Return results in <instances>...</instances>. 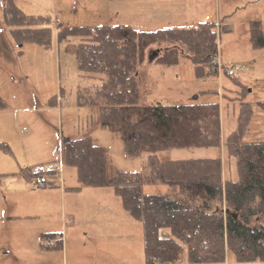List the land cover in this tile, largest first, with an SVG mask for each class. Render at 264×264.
I'll return each instance as SVG.
<instances>
[{
	"label": "trees",
	"instance_id": "trees-1",
	"mask_svg": "<svg viewBox=\"0 0 264 264\" xmlns=\"http://www.w3.org/2000/svg\"><path fill=\"white\" fill-rule=\"evenodd\" d=\"M3 1L4 19L17 43L52 45L48 15L28 13L15 0ZM218 28L216 20H200L155 29L102 23L60 25L57 30L58 41L75 50L80 73L95 79L77 87L76 103L98 107L100 125L120 131L126 155L150 152L142 170H124L111 167L106 148L91 135L69 138L64 150V160L76 167L80 182L71 189L109 184L124 208L142 222L145 264L179 260L227 264L228 251L235 258L228 264L264 261V140L243 141L254 112L252 104L241 101L238 124L226 138L219 101L140 104L138 66L148 54L162 64L179 63L184 55L193 61L198 76L210 74L206 69L215 64ZM249 31L254 46H263L260 21L250 20ZM56 102V95L48 99V105ZM259 105L264 108V101ZM6 106L0 94V109ZM137 111L140 117L129 119ZM222 144L225 160L221 156L161 160L156 154L171 147ZM0 150L13 152L6 141H0ZM232 157L235 176L229 171ZM37 165L14 173H36ZM3 175L0 172V183ZM156 182L177 185L179 195L143 191V184Z\"/></svg>",
	"mask_w": 264,
	"mask_h": 264
},
{
	"label": "rangeland",
	"instance_id": "rangeland-1",
	"mask_svg": "<svg viewBox=\"0 0 264 264\" xmlns=\"http://www.w3.org/2000/svg\"><path fill=\"white\" fill-rule=\"evenodd\" d=\"M15 1L28 13L50 17L53 43L50 47L32 42L17 43L8 31L3 16L4 1L0 0V94L7 101V106L0 113V141L8 142L13 151L7 153L0 150V171L5 173L3 182L9 181L11 188L17 186L16 182L11 181L12 172L34 163H39L38 167L42 169L54 165L51 166L53 169L62 164L63 170L58 169V173L65 177L58 184H78L76 167L64 160L67 138L91 135L96 143L106 148L111 167L124 170H142L150 153L144 151L138 156L126 155L120 131L100 125L98 107L76 103L77 87L92 84L95 79L80 73L75 50L67 49L58 41L60 25L118 23L155 29L174 24H196L200 20H216L218 25L222 22L218 28L217 53L224 66L222 71L219 74L211 72L213 64L207 68L211 69L210 74L198 76L193 61L184 55L179 63L162 64L155 62L153 56L150 58L148 54L138 66L140 104L144 106L156 101H219L222 136L226 138L238 124L241 101H249L254 112L243 141L264 140V108L259 105L260 101H264V45L254 46L246 30V22L255 19L260 21L264 34V0ZM236 64L241 66L238 75H228L227 66ZM242 84L247 88L245 94L241 92ZM54 95L57 102L48 105V99ZM14 107L27 108L32 117H27L24 112L15 117ZM45 107L55 110L46 111ZM139 117L140 111H137L129 119ZM221 147H171L156 154L161 160L216 156L220 154ZM232 159L229 171L235 176V158ZM47 174H53H45L53 181V176L48 177ZM30 177L34 179L35 173ZM100 187L103 186L95 189ZM143 191L171 197L179 195L177 185L164 182L145 183ZM56 203L60 206V199ZM126 213L124 222H128L126 229L130 233L126 234V229L121 228V233L107 245H112L120 253L118 264H144L142 222L128 211ZM227 255L232 261L235 260L231 251ZM176 264H182V260ZM239 264H264V261Z\"/></svg>",
	"mask_w": 264,
	"mask_h": 264
},
{
	"label": "crops",
	"instance_id": "crops-1",
	"mask_svg": "<svg viewBox=\"0 0 264 264\" xmlns=\"http://www.w3.org/2000/svg\"><path fill=\"white\" fill-rule=\"evenodd\" d=\"M246 24L250 33L249 21ZM26 109L14 107L15 117L23 112L32 117ZM223 148L216 156L225 160ZM35 164L39 163L30 165ZM20 169L12 172L11 181L17 183L16 187L11 188L3 178L0 183V264H118L120 253L107 244L121 233V228L126 229L128 222H124L127 211L113 186L102 184V188L95 189L99 185H83L74 190L71 187L79 181L72 186L58 184L65 177L58 173V169L63 170L58 164L53 175L47 174L53 176V181L42 188L31 180L30 173H14ZM59 199L60 206L56 203ZM46 233H54L55 245H44ZM231 261L227 257V264Z\"/></svg>",
	"mask_w": 264,
	"mask_h": 264
},
{
	"label": "built area",
	"instance_id": "built-area-1",
	"mask_svg": "<svg viewBox=\"0 0 264 264\" xmlns=\"http://www.w3.org/2000/svg\"><path fill=\"white\" fill-rule=\"evenodd\" d=\"M214 61H215V64L212 67V72H217L219 74L222 71V68L224 66L221 63L220 58L219 57L217 58V54L214 55ZM209 70L211 71L210 68H209ZM240 70H241V66L239 64L227 66V68H226L227 74L231 75V76H237L238 72ZM37 167H36V170H39V171L35 175V182L38 186L45 187L47 185L48 178L45 174H43L40 171L41 168H39V167L37 168ZM43 243H45V245H49V246L54 245L56 243V238L52 237V236H45V237H43ZM164 263L168 264L167 261H165Z\"/></svg>",
	"mask_w": 264,
	"mask_h": 264
},
{
	"label": "water",
	"instance_id": "water-1",
	"mask_svg": "<svg viewBox=\"0 0 264 264\" xmlns=\"http://www.w3.org/2000/svg\"><path fill=\"white\" fill-rule=\"evenodd\" d=\"M196 97H197V95H196ZM66 140H68V138Z\"/></svg>",
	"mask_w": 264,
	"mask_h": 264
}]
</instances>
